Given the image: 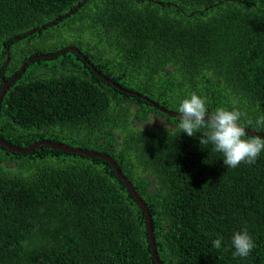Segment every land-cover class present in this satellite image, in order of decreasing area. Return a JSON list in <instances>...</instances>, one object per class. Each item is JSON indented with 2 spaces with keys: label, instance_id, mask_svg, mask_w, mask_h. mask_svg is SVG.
Listing matches in <instances>:
<instances>
[{
  "label": "trees",
  "instance_id": "trees-1",
  "mask_svg": "<svg viewBox=\"0 0 264 264\" xmlns=\"http://www.w3.org/2000/svg\"><path fill=\"white\" fill-rule=\"evenodd\" d=\"M79 1L0 0V70L26 62L1 97L0 137L18 146L56 139L112 156L145 201L153 240H231L245 227L264 240V151L255 164L228 168L200 133L181 132L179 116H168L173 127L129 121L150 108L140 93L178 111L195 92L210 113L238 109L242 125L264 133L256 123L264 116V0H85L74 8ZM66 44L91 66L73 49L26 61ZM31 103L37 114L58 112L13 131ZM64 108L69 119L87 115L85 134L45 128L62 124ZM144 220L107 160L0 145V240H149ZM212 242L154 245L163 264H264V241L247 257H234L231 241L220 249ZM0 264L155 263L149 241H0Z\"/></svg>",
  "mask_w": 264,
  "mask_h": 264
},
{
  "label": "clouds",
  "instance_id": "clouds-1",
  "mask_svg": "<svg viewBox=\"0 0 264 264\" xmlns=\"http://www.w3.org/2000/svg\"><path fill=\"white\" fill-rule=\"evenodd\" d=\"M6 63L4 64L3 61V66ZM17 71L15 69L5 72L4 68H2L0 70V86L6 82L8 87L9 83L19 76L10 80ZM4 73L7 74V78L4 77ZM144 99L146 100L147 98L144 97ZM178 112L180 114L178 127L181 132L189 137L200 133V144L206 145L211 143L213 151L222 154L223 163L228 168H237L242 163L255 164L260 153L264 151V139L258 136H253L250 139L247 138L246 127L242 126L241 122V117L244 113L238 109L233 108L229 110L228 108L221 107L216 109L214 113H210L206 104V98L193 92L189 97L180 102ZM256 123L257 125L264 126V116L257 119ZM201 129H207V131L201 134ZM222 240L223 237L218 236L212 242V246L220 249ZM231 245L234 249L232 253L234 257H247L255 247L253 238L246 227L233 234Z\"/></svg>",
  "mask_w": 264,
  "mask_h": 264
},
{
  "label": "water",
  "instance_id": "water-1",
  "mask_svg": "<svg viewBox=\"0 0 264 264\" xmlns=\"http://www.w3.org/2000/svg\"><path fill=\"white\" fill-rule=\"evenodd\" d=\"M85 0H80L75 6H73L74 8L76 6H79L82 2H84ZM69 12H72V10H69ZM63 14H67V12H64ZM58 18V17H57ZM56 18V19H57ZM50 23L54 22V19H51L49 21ZM33 30V28H29L24 30L23 35L26 33H29ZM20 36L16 35L14 36V39H19ZM65 49H73L75 50L77 53H79V55L81 57H83L84 59H86V56L73 44H66V45H62L59 48L53 50L52 52H48V53H41V54H36L34 53L32 56H29L26 58V61L31 60L37 56H50L53 54H56L59 51H63ZM87 60V59H86ZM8 61V51H6V58L4 60V64ZM88 61V60H87ZM91 66V63L88 62ZM23 64L19 65L18 71L16 72V74L10 78V80L14 79L16 76H18L20 74V72L23 70ZM93 68V67H92ZM100 72H98L99 74ZM117 87H119L118 85H116ZM7 87V83L4 82L3 83V88L1 89V93H0V99L2 97V94L4 93L5 88ZM144 98V97H143ZM148 101V103H150L153 107H156L158 110L165 112V113H171L177 116H180L179 112L176 111L175 109H168V108H164L161 105H157L156 102H154L151 99H146ZM244 126V125H242ZM246 127V131L248 130L249 132H255L257 135L264 137V133L261 131H255L253 129H249L247 126ZM43 144L48 145L51 148H58L61 149L63 151H67V152H76V153H80V154H84L86 156H98L100 158H103L105 160H107L110 164V166L113 168L114 173L117 177H119L120 179H122V181L124 182L125 187L129 190V192L132 194L134 201L138 204L139 209L143 212L144 214V225H145V230L147 231L149 240H153V235H152V225H151V218L147 209V206L145 204V201L140 197L139 193L135 190L133 184L127 179L126 175H124L118 168V164L117 162L114 161V158L110 155H108L105 152H101V151H97L95 149H93L92 147H88V148H82L77 144H68L65 141H61V140H56V139H48V138H42L39 140H35L33 142H31L30 144H28L27 146H18L16 144H12L8 141H6L5 139L0 137V145L4 146L6 149H9L11 151H16V152H20V153H24L34 147H39ZM149 247H150V253H151V257L154 260L155 264H163L158 260L156 251H155V245H154V241H149Z\"/></svg>",
  "mask_w": 264,
  "mask_h": 264
},
{
  "label": "flooded vegetation",
  "instance_id": "flooded-vegetation-1",
  "mask_svg": "<svg viewBox=\"0 0 264 264\" xmlns=\"http://www.w3.org/2000/svg\"><path fill=\"white\" fill-rule=\"evenodd\" d=\"M20 64H23V67L25 68V65H26L25 61H22L21 63H19V65ZM18 68H19V66H18ZM24 68H23V70H24ZM93 69H95V67ZM114 84L116 85L117 83H114ZM117 85L120 88L123 87L121 84H117ZM123 88L126 89L125 87H123ZM131 91H132V89L128 90V92H130V93H131ZM140 94L142 95V97L147 96V95H145V93H140ZM158 97L159 96L156 94L154 99L150 98L148 96L145 97V98L151 99V100H153L154 102L157 103V98ZM143 100L145 101V103H147V105L150 108L147 109V111L145 112L144 116H142L141 118L131 117V119L129 121L132 123L131 124L132 127H134V128H137V127H141V128L154 127V128H156L157 126L173 127L175 125L177 119L174 120V121H169L168 116H171L172 118L175 119L177 117V115H174V114H171V113L162 112V111L158 110L156 107H152L151 104H149L148 101L145 100L144 98H143ZM157 105H161L164 108H168L166 106H163L162 103H157ZM91 109L94 112L95 109L92 106H91ZM168 109H170V108H168ZM49 112L51 113L50 110H49ZM57 112L54 111L51 114L55 115V114H57ZM59 112H60V114L64 115V119L62 121V124H59L57 127H55L53 129L55 131V133H59V134H75V133L76 134H85L86 122L88 120L86 114H83V113L82 114H74L72 116V118L69 119V117H70L69 109L64 108V110H61ZM152 120H153V122H152ZM112 133L113 134H120V131L119 130H114V131H112ZM43 145H46V144H43Z\"/></svg>",
  "mask_w": 264,
  "mask_h": 264
},
{
  "label": "rangeland",
  "instance_id": "rangeland-1",
  "mask_svg": "<svg viewBox=\"0 0 264 264\" xmlns=\"http://www.w3.org/2000/svg\"><path fill=\"white\" fill-rule=\"evenodd\" d=\"M31 39H33L32 37H31ZM33 55V54H32ZM31 55V56H32ZM29 57V56H28ZM9 80V79H8ZM3 88V84H1V86H0V93H1V89ZM28 121L25 123V124H18V125H14V128H12V130L13 131H15V132H20L21 134H22V132L23 131H25L26 129H27V127H29V125L34 121V115H39V116H43V117H50V116H53V114H51L50 112H47L46 114L45 113H40V114H37L36 113V108H35V106H33V103H31L30 105H29V108H28ZM10 121H11V118H8ZM39 125H34L33 126V128L32 129H34V128H36V127H38ZM58 126V124L56 123V124H52L51 126L50 125H45V128L46 129H54L55 127H57ZM55 132V131H54ZM32 134V133H31ZM33 141H35V140H33ZM33 141H31V142H33ZM30 142V143H31ZM39 158H37V160H38ZM47 160H50V158L48 157V158H46ZM43 162H44V159H43ZM44 163H46V160H45V162ZM19 168H22V167H19ZM22 169H26V168H22Z\"/></svg>",
  "mask_w": 264,
  "mask_h": 264
}]
</instances>
